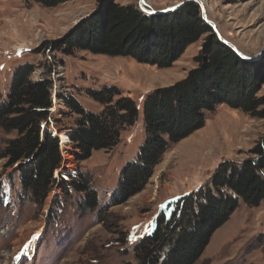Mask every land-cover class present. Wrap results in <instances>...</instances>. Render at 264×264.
I'll use <instances>...</instances> for the list:
<instances>
[{
  "label": "rangeland",
  "instance_id": "obj_1",
  "mask_svg": "<svg viewBox=\"0 0 264 264\" xmlns=\"http://www.w3.org/2000/svg\"><path fill=\"white\" fill-rule=\"evenodd\" d=\"M100 1L66 0L46 6L34 0H0V104L10 93L14 73L31 65L30 80L49 81L50 100L55 93V103L52 100L50 106L53 110L42 123L51 129V136L56 133L62 158L59 171L64 176L66 171L69 175L75 171L67 180L59 175L42 204L35 203L30 192L21 188L20 162L6 166L7 157H1L7 141L17 133L0 129V264H137L138 244L158 224L160 228L165 225L158 223V218L168 219L173 209L178 212L177 204L183 199L199 202L196 193L212 185L217 167L227 161L240 164L252 155L250 150L264 135V116L217 104L207 113L202 127L165 151L142 189L119 201L122 169L136 162L145 138L142 114L121 133L112 149L93 150L90 157L81 159L74 143L68 139L62 145L59 139L63 133L68 136L77 118L65 99L72 96L84 108L99 111L101 105L87 90L114 86L140 109L147 93L172 85L196 67L195 57L207 34L188 44L163 68L129 56L83 49L66 55L53 50L52 43L98 11ZM113 1L138 7V0ZM145 1L153 9L181 3ZM201 1L203 16L216 24L224 39L250 56L264 48V0ZM200 15L204 21L201 8ZM263 95L264 83L256 96ZM55 172L58 170L54 177ZM82 178L88 179V193L74 188V181ZM32 239L35 244L30 249ZM170 246L165 247L160 261ZM194 264H264V200L251 206L239 199Z\"/></svg>",
  "mask_w": 264,
  "mask_h": 264
},
{
  "label": "trees",
  "instance_id": "obj_2",
  "mask_svg": "<svg viewBox=\"0 0 264 264\" xmlns=\"http://www.w3.org/2000/svg\"><path fill=\"white\" fill-rule=\"evenodd\" d=\"M34 1L53 6L66 0ZM100 2L98 11L54 41L52 49L66 55L83 49L129 56L163 68L170 66L188 44L207 34L195 57L196 67L172 85L147 93L140 109L114 86L87 90L89 97L101 105L99 111L84 108L72 96L65 99L77 115L68 139L75 144L81 159L90 157L93 150L112 149L119 143L121 133L142 114L145 138L136 162L122 169L119 183L122 201L143 188L165 151L202 127L207 113L214 111L217 104L264 116V95L256 96L264 83V55L252 62L241 59L218 40L201 19L200 8L193 1L166 14H146L138 7L113 0ZM32 70L31 65H25L14 73L10 93L0 104V129L17 133L7 141L1 157H7L6 166L20 162L22 190L29 191L34 202L42 204L53 181L59 175L62 177L59 171L62 158L57 136L41 132V123L47 121L51 110V83L30 80ZM250 153L240 164L228 161L220 164L212 185L196 193L199 202L186 203L183 199L177 204L178 212L173 209L168 219L160 216L158 223L165 225L160 228L158 224L138 244L137 264H194L211 234L228 219L239 199L251 206L264 200V135ZM55 170L57 177L53 176ZM73 185L80 193L89 191L86 178L74 181ZM86 201L91 205L90 196ZM169 244L168 253L160 261Z\"/></svg>",
  "mask_w": 264,
  "mask_h": 264
},
{
  "label": "water",
  "instance_id": "obj_3",
  "mask_svg": "<svg viewBox=\"0 0 264 264\" xmlns=\"http://www.w3.org/2000/svg\"><path fill=\"white\" fill-rule=\"evenodd\" d=\"M189 1H194V2H197L199 4V6L201 8V12H202V18L204 19L206 24H208L212 28V30L216 34L218 40L220 42H222L223 44H225L226 46H228L230 49H232L241 59H243L245 61L252 62V61H256V60L260 59V57L262 55H264V48L261 49V51H259L255 55L250 56V55L246 54L245 52L241 51L239 48H237V46H235L233 43L224 39L221 36V34L219 33V31L217 30L216 24L213 21L208 20L205 16H203L205 9H204V5H203L202 1L201 0H189ZM185 3H187V2L177 3L174 5L168 6L166 8H163V9H153L147 5L146 1L144 2V4L141 5L139 0H138V7L141 11H143L144 13H147V14H166V13H171L173 11H176L177 9L182 7Z\"/></svg>",
  "mask_w": 264,
  "mask_h": 264
},
{
  "label": "bare ground",
  "instance_id": "obj_4",
  "mask_svg": "<svg viewBox=\"0 0 264 264\" xmlns=\"http://www.w3.org/2000/svg\"><path fill=\"white\" fill-rule=\"evenodd\" d=\"M54 135H56V133H55ZM59 139H60L61 144L63 145V144H65V143L68 141V136H67V134H64V133H63V134H60V135H59ZM64 172H65V170H64ZM71 173L74 174L75 171H72ZM72 174L69 175V174H67V171H66V176L63 175L62 178H64V180H65V179L67 180V176H68V177H70V176L73 177ZM33 238H34V237H33ZM33 244H35V239H34V240L32 239V241L28 244V246H30V249H32V245H33ZM27 251L29 252V248L27 249Z\"/></svg>",
  "mask_w": 264,
  "mask_h": 264
},
{
  "label": "built area",
  "instance_id": "obj_5",
  "mask_svg": "<svg viewBox=\"0 0 264 264\" xmlns=\"http://www.w3.org/2000/svg\"><path fill=\"white\" fill-rule=\"evenodd\" d=\"M55 91V90H54ZM51 93H52V91H51ZM51 101L53 100V102L55 103V93H52L51 94ZM53 108H55V107H53ZM52 109V108H51ZM53 110V109H52ZM44 123V122H43ZM43 123H41V132H46V133H48V134H50V133H52V131H51V129L50 128H48L47 127V125H45V124H43ZM56 175H57V172H55V177H56ZM62 177H63V174H62ZM70 177H72V176H70Z\"/></svg>",
  "mask_w": 264,
  "mask_h": 264
},
{
  "label": "snow or ice",
  "instance_id": "obj_6",
  "mask_svg": "<svg viewBox=\"0 0 264 264\" xmlns=\"http://www.w3.org/2000/svg\"><path fill=\"white\" fill-rule=\"evenodd\" d=\"M139 2H140V4L142 5V4H144L145 0H139ZM181 2H182V0H181ZM165 10H166V9H165Z\"/></svg>",
  "mask_w": 264,
  "mask_h": 264
}]
</instances>
